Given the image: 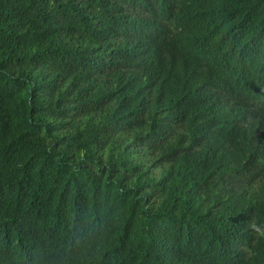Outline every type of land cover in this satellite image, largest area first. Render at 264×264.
Returning a JSON list of instances; mask_svg holds the SVG:
<instances>
[{
    "label": "trees",
    "instance_id": "16d2710c",
    "mask_svg": "<svg viewBox=\"0 0 264 264\" xmlns=\"http://www.w3.org/2000/svg\"><path fill=\"white\" fill-rule=\"evenodd\" d=\"M0 264H264V0H0Z\"/></svg>",
    "mask_w": 264,
    "mask_h": 264
}]
</instances>
